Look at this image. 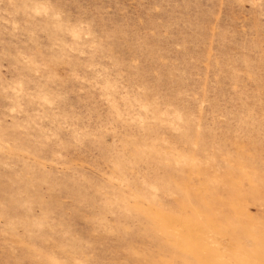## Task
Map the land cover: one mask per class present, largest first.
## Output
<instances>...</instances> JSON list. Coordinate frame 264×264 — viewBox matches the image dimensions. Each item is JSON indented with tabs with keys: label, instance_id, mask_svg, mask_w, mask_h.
I'll list each match as a JSON object with an SVG mask.
<instances>
[{
	"label": "rangeland",
	"instance_id": "374dc122",
	"mask_svg": "<svg viewBox=\"0 0 264 264\" xmlns=\"http://www.w3.org/2000/svg\"><path fill=\"white\" fill-rule=\"evenodd\" d=\"M0 264H264V0H0Z\"/></svg>",
	"mask_w": 264,
	"mask_h": 264
}]
</instances>
